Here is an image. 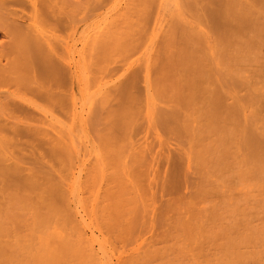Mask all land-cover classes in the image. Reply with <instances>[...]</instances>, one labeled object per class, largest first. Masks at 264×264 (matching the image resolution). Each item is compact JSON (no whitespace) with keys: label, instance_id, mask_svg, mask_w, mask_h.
Here are the masks:
<instances>
[{"label":"bare ground","instance_id":"6f19581e","mask_svg":"<svg viewBox=\"0 0 264 264\" xmlns=\"http://www.w3.org/2000/svg\"><path fill=\"white\" fill-rule=\"evenodd\" d=\"M0 36V264H113L106 240L92 229L99 169L120 167L102 191L108 216L101 221L120 239L137 211L130 206L135 199L152 211L158 191L180 185L182 156L170 140L188 138L190 115L201 114L191 151L198 163L220 172L238 162L240 173L246 168L264 178V106L247 118L256 99L249 88L227 104L213 83V65L207 70L201 57L212 38L222 64L234 71L224 89L241 88L245 81L235 71L259 59L264 48V0H0ZM174 70L186 76L180 80ZM93 114L104 120L96 141ZM142 130L150 131L149 141L137 137ZM238 150L243 166L235 159ZM244 176L245 184L250 177ZM182 219L174 220L178 228L188 223ZM246 223L220 263L202 253L217 237L207 241L202 228L199 237L205 233L206 241L195 246L197 260L188 264H264V248L238 250L261 242L259 230ZM189 228L187 244H194L197 231ZM155 258L148 247L120 264Z\"/></svg>","mask_w":264,"mask_h":264},{"label":"rangeland","instance_id":"374dc122","mask_svg":"<svg viewBox=\"0 0 264 264\" xmlns=\"http://www.w3.org/2000/svg\"><path fill=\"white\" fill-rule=\"evenodd\" d=\"M2 39H3L2 36H0V41ZM212 40L213 39L211 38V40H210L211 50L208 53H204L203 54L204 56L201 54L202 55L201 57H203L206 60H209V58L212 59V61L209 60L210 62L209 61L206 62V60H205V63L207 65H209V66L206 65L207 70H208V68H212V67H213V70L215 69L214 72H213V70H212V72H210L211 76H212V80H214V82L213 81L212 82L217 83L218 85L216 84V86H220L219 88L222 87L220 90H222L221 91L222 93H225L224 94L225 97L226 96L230 97L229 100H228V97H226L227 98L226 99L227 104L230 101L232 102L234 94L236 97H242L243 95L245 96V93H247L249 91V89H251V93H253V95L252 94H250V95L252 97L256 95V97H254L256 99H254L255 102L252 105L254 110L252 109V110H249V112H247V118H250L249 114H252L255 111L257 112V110H256L257 107H255V106H259V105L264 106V97L262 98V94L264 96V91H263L264 90V85H263L264 84V67L260 66V65L264 66V64H262L264 62V54H263L264 48H261V51H260L261 54L258 57L259 59H256L250 63L248 62V64H246V63L240 64V66L243 65V68L240 67V71L239 72L235 71V74H236L237 78H240L239 81L241 83H243L244 81L245 82L243 84H241L242 85L241 88L240 87L237 88L238 90L237 89L232 90V88L229 87L230 85L227 83L230 79V76L234 74L233 70H235V69H233L232 70L233 72H231V70L227 69V66L224 67V64H222L223 62H221L220 58L218 57L219 52L217 50L219 49L218 48L219 45L216 43L217 44V46H216L214 40L213 41ZM190 43L193 44V42H190ZM190 43H189V46H192V44H190ZM193 47H194V44H193ZM212 48H213V50H212ZM216 52H218L216 54V56L213 55ZM207 54H208V56H207ZM205 56L208 58H206ZM214 57H215V59H213ZM217 61H219V62H217ZM220 62H221V64H219ZM208 63H210V64H208ZM210 65L211 66L213 65V66L210 67ZM244 65H245V67H244ZM173 67H174L173 69H175V67L177 69L179 66L177 67L176 65H174ZM181 67H183L182 64H180L179 69ZM225 68L227 70H225ZM183 69H185V66L183 67ZM183 69L181 70V73L186 72V70H185V72H182ZM241 69H242V72H241ZM237 70H239V68ZM252 70H254V71H252ZM179 71L180 70H178V73H179ZM248 71H250L251 73ZM175 72L177 73V71H175ZM218 72H219V74H218ZM178 73L176 75H178ZM181 73H179V76H177L180 78V80L183 79V76L184 77L186 76V75L182 74V79H181V77H180ZM187 73L188 72H186L185 74H187ZM252 73H253V75H252ZM246 80H247V84H246ZM253 81H255V82H253ZM222 83L223 84L226 83V85H229L228 86L229 88L227 87L228 89L225 90L226 88L224 89V87H226V85L224 84L225 85L224 86ZM254 83H256V85ZM210 85H211V87L210 86L207 87V84H206L205 88L210 90L213 87L212 84H210ZM243 85L246 87H244ZM261 85H262V87H261ZM255 87L257 90L255 89ZM234 90H236V91H234ZM249 92H248V94H249ZM237 95H239V96H237ZM256 100H258V102ZM198 102L199 103L196 106H199L200 101H198ZM204 102L205 101H203L201 103L203 104ZM159 106L165 107L162 103H158L157 107H159ZM200 106H201V104H200ZM261 108H262L261 109V111H262L261 115H263L264 110H263V107H261ZM257 109H259V107ZM197 113H198V110H197ZM194 115H196L195 116L196 118L194 117ZM194 115H190V116L186 117L190 122L193 121L192 124L190 123L192 125V128L190 125V128H191L190 133L191 134H189V136H191V141H190V137L187 134H185V135H187L188 138H185L186 136L183 138L182 136H184V134H182V136L179 135L181 138H179V136L174 138V136H173L174 139L170 140V142L172 143L170 147L177 149V151L182 156L181 165L183 167V169H182L183 173L181 172V175L179 178V181H180V179H181V181H180V185H178V187H177L178 190L177 189H176V191L173 190L171 193L169 192L170 194L167 193L166 191H158L157 196H159V197H157L158 200L155 201V204H154L155 206H154L152 211H150L149 207H148V209H143L141 207L139 208L141 201H140V199H137V200L135 199L136 204L130 205V206H135L134 208H136L137 211H136V213L131 214V215H134L133 221L130 224L125 226L126 230L122 233V235H120L121 236L120 239L114 240L113 237L111 236L112 233L109 232L107 230V228L102 224V223H104L105 217L108 216L107 215L108 212L104 210L105 202L102 200V195H103L102 191L105 190L106 188L111 187L114 184L111 181V179L120 167H118L112 163H109L107 165L102 166L99 169L100 175L98 176V178H100L99 182H100L101 188L99 189L98 199L94 202V219H93L92 229L94 230L95 236H97L100 239L106 240V249H107L109 254L113 255V264H120V261L123 260L124 258H126L127 256H137V254L142 255L144 253V250L147 249L148 247L151 250L152 249L155 250L157 252V256L159 257V258H155L156 260L152 261L151 264H169L167 262L168 260H172V261L178 260V261H180V263L178 261H176V262H178V264L192 263V262L197 260V258H196L197 250L195 251V249H197V247L199 245H202L200 243L205 238L207 239L213 234L217 237L211 236L212 238L210 237V239H212V241L207 239V241H210V242L204 243V245H203L204 250L202 253L208 255L209 258L212 259V261L215 260L213 262H216V259H219L218 260V262H219L224 257L226 258L227 251H229L231 248L230 247L231 244L229 246V243L234 242L237 238V236H236L234 241H233L234 236L238 235L241 231H245L244 230L245 228L243 225L244 222L248 223V224L246 223L248 226L246 224H245V226L257 228V230H259L261 242L256 243V244L247 245L244 247L239 245L240 248L238 247V250L240 252L249 254L250 252H253V250L255 251L257 249L264 248V190L262 189L264 187V184H263L264 178L262 177L263 178L262 179V178H259L257 176L259 178V180L255 179V176L253 177L252 173L246 171V168H245V171L240 173V171H241L240 169L242 168V170H243V167H241V166L238 167V164H237L238 162L235 165H232L233 169L230 168V170H229V168L228 169L225 168L224 170H220V172H219V170L216 171L215 169H213L211 167H210L211 168L210 169L209 166L207 167V165L202 166V164L200 162H199L200 163L199 164L198 163L199 160L196 158V156L195 157L193 156L194 152L191 153V151H193L192 148L194 149V147H195V141H192L195 139H192V138H194L195 135H197L195 133V131H197V133H198V131H199L198 129H200L199 126L201 127V125H200L201 121H200V124L198 123L200 119L197 120V118L201 114L199 116H197V114H194ZM90 118H92V125H93L92 135H93L94 141H96V135L100 134V132L104 126V120L102 117H97L93 120L94 114L92 116H90ZM201 120H202V118H201ZM247 120H249V119H247ZM194 128H195V131H193ZM149 132L150 131L145 132V130H142L137 137H141L142 139L144 137H147L146 140L149 141L150 138L152 137V135H150ZM192 142L194 144H192ZM237 152L238 153L237 154L235 153V155H238V156H235V159H236V157H237L236 161L240 159L239 165H242L241 159H242L243 153H241L242 152L241 150H238ZM191 154H192V156H191ZM92 159L93 158H90L87 161L88 167H91V165H93ZM235 159L233 158V161H235ZM157 161H158V163H156V165L159 164V160H157ZM235 162H233V163H235ZM196 163H198V164H196ZM198 165H200L201 167ZM160 166H162V165L159 164V166H158L159 172L161 174ZM204 167H206V168H204ZM200 168H201V171H200ZM197 169H199V170H197ZM212 169L214 170L215 173L212 172ZM163 170H164V167H163ZM209 171L211 173H209ZM198 172H199V174H198ZM239 173L241 175H243L242 178L239 177L240 176ZM247 173H248V176H247ZM244 175H246L248 178L250 177V179L252 176V179H254L255 182L252 183L253 182V180H252L251 181L252 185H250V183L247 182L250 180L249 179V180H245L246 181L245 184L242 183V181L246 178ZM260 179L263 180V182H261ZM256 180H258L257 181L258 183L256 182ZM242 186H244L245 189L244 188L242 189ZM254 186H255V188H254ZM202 189H203V191H202ZM154 190H156L155 187H154ZM199 191L200 192L202 191V192L199 193ZM82 192H83L82 196H87V194L84 192V190ZM197 192H198V194H197ZM244 192H246L247 194ZM196 194L197 195L203 194L204 196L200 197L201 196L200 195L198 197ZM126 197H129V195H126ZM196 201L199 202L200 205L197 204ZM140 209H142V211ZM183 209H185V210H183ZM200 209H201V212H200ZM205 209H207V210H205ZM164 210H166L165 213H162V212H164ZM188 211L193 212V214L191 213V216L196 213L195 215L197 217L195 215H194V217L197 218L198 220L195 219L196 221H194V218H192V217H191L192 218V220H191V218L188 216L189 215ZM180 215L182 216L181 218H184L182 220H184V221L187 220L186 222L191 224V225H188V223L186 224L188 228L191 226L190 228H192V230H193V227L195 228V226L197 225L195 228L197 233L195 234L196 241L194 244H189L190 242L187 239V236L185 235L186 233H184L185 229L187 228V227L184 228V226H186V225L181 224L184 221H182V222L180 221V223H179V224H181V227L183 226L182 227V228H184V229H182L183 231L181 230V227L178 228L177 224L174 223V220L176 217L181 219L179 217ZM199 217H200V220L202 219L201 221H199ZM178 220H175V222L176 221L178 222ZM101 221H102V223H101ZM191 222H196V223L194 224ZM193 225H195V226H193ZM247 227H246V230L248 229ZM202 228H203V230H202ZM232 228L233 229L235 228L236 230L233 231ZM195 229L192 232H194ZM204 229L206 230L205 231L206 234H207V231H209V234H207V237L204 236L205 233H202L204 231ZM210 229H211V231H210ZM201 230H202L201 233L203 234L202 236L205 237L204 239L202 238V236L199 237L201 235L199 233ZM229 231H232V232L230 233ZM210 233H212V234H210ZM184 236L186 238H184ZM231 237H233V238H231ZM228 238H230V239H228ZM231 239H232V241H230ZM182 240H184L185 242ZM204 241H206V240H204ZM187 242H189L188 244L191 247L187 244ZM198 243H199V245L197 246ZM182 244H184L183 247H182ZM185 244H186V248L184 247ZM195 246H197V247H195ZM181 251H183V252H181ZM192 252L195 253V256L193 255ZM224 252H226V253H224ZM198 259L200 260L201 258L198 257ZM248 261L251 263L250 260H248ZM141 262H142L141 260H138L137 262H135V264H141ZM176 262H174V264H177Z\"/></svg>","mask_w":264,"mask_h":264}]
</instances>
